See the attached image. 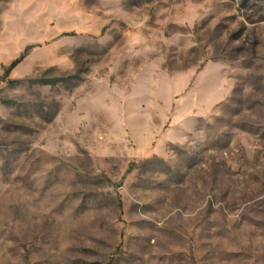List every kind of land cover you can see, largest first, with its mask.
<instances>
[{
	"label": "rangeland",
	"instance_id": "obj_1",
	"mask_svg": "<svg viewBox=\"0 0 264 264\" xmlns=\"http://www.w3.org/2000/svg\"><path fill=\"white\" fill-rule=\"evenodd\" d=\"M0 264H264V0H0Z\"/></svg>",
	"mask_w": 264,
	"mask_h": 264
},
{
	"label": "trees",
	"instance_id": "obj_2",
	"mask_svg": "<svg viewBox=\"0 0 264 264\" xmlns=\"http://www.w3.org/2000/svg\"><path fill=\"white\" fill-rule=\"evenodd\" d=\"M20 62H21V59L15 61V62L11 65V67L9 68V71H11V70H13L14 68H16V67L18 66V64H20Z\"/></svg>",
	"mask_w": 264,
	"mask_h": 264
}]
</instances>
